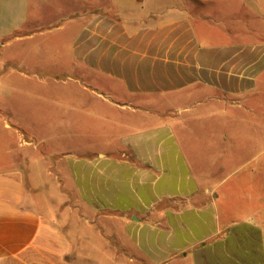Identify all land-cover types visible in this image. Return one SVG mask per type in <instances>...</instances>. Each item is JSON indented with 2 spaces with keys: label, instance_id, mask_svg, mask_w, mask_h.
Instances as JSON below:
<instances>
[{
  "label": "crops",
  "instance_id": "crops-1",
  "mask_svg": "<svg viewBox=\"0 0 264 264\" xmlns=\"http://www.w3.org/2000/svg\"><path fill=\"white\" fill-rule=\"evenodd\" d=\"M263 136L264 0H0V264H264Z\"/></svg>",
  "mask_w": 264,
  "mask_h": 264
},
{
  "label": "rangeland",
  "instance_id": "rangeland-1",
  "mask_svg": "<svg viewBox=\"0 0 264 264\" xmlns=\"http://www.w3.org/2000/svg\"><path fill=\"white\" fill-rule=\"evenodd\" d=\"M2 100L6 101L5 98ZM49 119L48 117H37L36 120H41L43 122L45 130L39 131L38 133L35 132L32 136L35 139L34 141L38 142L44 139V142L47 144H60L66 147L70 145L73 146V148H79L82 143L85 141L87 142L86 138H81L79 133L66 132V134H64L53 132L52 129L50 130L51 132L48 131L47 127L55 126L54 128L59 131V128L63 126L59 121L60 118H53V122ZM71 119L75 121L79 118ZM203 122L209 123V121ZM77 124L79 125V122ZM194 138L197 139V134L194 135ZM196 150L197 149L193 151L190 147L187 148L189 156L193 155L195 157ZM233 153L234 155H232L231 163L226 167V172H223L225 177L228 175L229 177L221 184L223 185L226 183L225 189L232 186L233 189L236 190L238 188L237 184L239 183V179L254 177L252 181H240L242 193H246L245 196L249 195L247 199L251 202L249 203L250 207L252 206L264 210V136L263 138H259L255 143L248 141L245 147L234 149ZM252 191L255 193L252 194ZM234 217H236V214ZM244 218L250 219V217L248 218L247 216H244Z\"/></svg>",
  "mask_w": 264,
  "mask_h": 264
}]
</instances>
